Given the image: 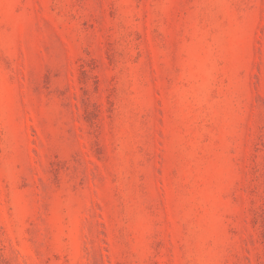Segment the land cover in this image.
Returning a JSON list of instances; mask_svg holds the SVG:
<instances>
[{"label": "rangeland", "instance_id": "374dc122", "mask_svg": "<svg viewBox=\"0 0 264 264\" xmlns=\"http://www.w3.org/2000/svg\"><path fill=\"white\" fill-rule=\"evenodd\" d=\"M0 264H264V0H0Z\"/></svg>", "mask_w": 264, "mask_h": 264}]
</instances>
